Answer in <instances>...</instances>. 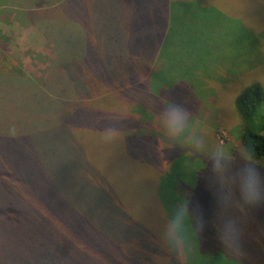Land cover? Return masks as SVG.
Instances as JSON below:
<instances>
[{
    "label": "rangeland",
    "instance_id": "374dc122",
    "mask_svg": "<svg viewBox=\"0 0 264 264\" xmlns=\"http://www.w3.org/2000/svg\"><path fill=\"white\" fill-rule=\"evenodd\" d=\"M143 1L147 0L141 1L139 15L144 16L138 15L133 23L139 20L143 23L140 37L143 42L137 51L142 59H149L145 33L146 24L153 18L145 11ZM170 26L156 68L151 72L149 65L143 67L137 62L132 65L136 78L144 75V93L116 92L113 99H108V109L104 108L100 114L90 112L71 120V128L77 131L73 134L76 136L74 147H81V138L82 149L94 160L101 164L110 161L114 180L126 186L127 191L123 193L126 205L138 214H148L149 199L144 197V200V194L134 193L127 187L130 181L127 174L131 170L141 168L150 180L159 178L164 199L170 197L169 192L176 186L178 194L187 200L188 209L197 214L196 205H199L206 224L203 233H206L212 223L234 219L238 214L247 217V212L244 215L247 208L242 209L235 196L231 202L221 201L209 167L211 154L219 147L228 149L234 158L239 156L241 120L235 108L238 94L254 83L264 90V0L179 1L172 6ZM0 35L8 41L13 61L28 75L43 81L48 78L46 66L55 50L43 37L41 28L9 15L5 22H0ZM141 97L144 122L160 139L158 145L145 148L150 162L143 160L139 168L137 163L131 165L126 159L130 150L122 148L118 141L112 142L110 137L117 131V110L134 105ZM170 99L182 101L191 112L189 133L195 136V142H177L160 132L156 113ZM258 118L264 123V102ZM48 129L51 133L52 128ZM4 140L0 139V167L4 170L0 212L3 216L11 213L16 225L9 229L8 225L0 226V248L3 249L0 260L12 256L13 262H28L40 244L46 243L68 249L77 264H132L127 260L116 263L111 244L95 243L100 241L97 227L95 230V225L87 221L92 218L86 215L84 199L69 191L70 187L79 185L72 181L75 179L71 175L51 177L34 154L41 150L32 138L16 134L15 139ZM175 145L180 151L177 150L176 159L171 164L162 163L164 157L174 154ZM256 164L264 169V163ZM167 165L170 166L167 173L160 177ZM82 252L91 258L81 262Z\"/></svg>",
    "mask_w": 264,
    "mask_h": 264
},
{
    "label": "trees",
    "instance_id": "16d2710c",
    "mask_svg": "<svg viewBox=\"0 0 264 264\" xmlns=\"http://www.w3.org/2000/svg\"><path fill=\"white\" fill-rule=\"evenodd\" d=\"M141 1L0 0L1 23L9 15H15L25 24L36 25L55 50L46 66L48 78L39 80L13 61L9 43L0 35V139L12 140L16 134L32 138L41 150L34 154L51 177L66 178L68 174L76 180H72L79 184L74 187L76 190L70 187L69 191L84 199L86 215L92 218L87 221L95 225V230L97 227L100 241L95 240V243L111 244L116 263L127 260L132 264H158V257L168 255L158 241L165 214L169 208L187 200L178 194L176 186L169 192L170 197L164 199L162 181L159 178L150 180L144 169L140 171L139 164L150 160L145 148L158 145L160 139L144 122L142 97L134 105L117 110V131L110 139L130 150L126 159L131 165L134 162L139 165L138 171L133 169L127 174L130 179L127 187L134 193L144 194V200L149 199L147 215L138 214L126 205L123 197L126 186L120 185L119 180L116 183L115 171L108 159L103 164L94 160L82 149L84 140L81 138V147H74L76 136L73 134L77 131L71 128L74 118L90 112L100 114L104 108L108 109V99H113L116 92L144 93V75L136 78L132 65L135 62L143 67L149 65L151 72L156 68L160 63L165 34L171 29L172 6L185 0L143 1L145 11L153 18L146 24L145 33L149 59H142L137 51L143 42L140 38L143 23L141 20L133 23L142 9ZM142 14L139 18L144 16ZM262 102L264 90L257 83L245 87L235 99L236 112L241 120L238 145L251 146L256 153V163H264V123L258 118ZM48 128H52L51 133ZM100 134L106 136L103 132ZM177 150L175 145L174 154H169L167 159L164 157L161 162L171 164L180 152ZM169 165L161 169L160 177L167 173ZM3 174L0 167V190H4ZM79 178L83 181H78ZM193 193L197 194V191ZM247 210L244 213L247 212L246 218L238 214L234 219L212 223L206 233L198 232L190 264H230L217 240L220 229L229 220L241 226L251 264H264V206ZM189 213L196 215L192 209ZM11 215L3 216L0 212V226L14 228L16 224ZM2 250L0 248V258ZM81 257V262L91 258L85 252ZM12 259V256L2 258L0 264H77L69 250H61L59 244L41 243L28 262H13ZM171 264H176L174 258Z\"/></svg>",
    "mask_w": 264,
    "mask_h": 264
},
{
    "label": "clouds",
    "instance_id": "9594fccd",
    "mask_svg": "<svg viewBox=\"0 0 264 264\" xmlns=\"http://www.w3.org/2000/svg\"><path fill=\"white\" fill-rule=\"evenodd\" d=\"M156 120L160 132L170 140L195 142V136L189 133L191 112L182 101L170 99L158 109ZM209 173L222 202H231L235 196L242 209L264 206V169L257 166L256 153L251 146H242L238 158H234L226 148H217L211 154ZM196 209L197 214L190 215L187 202H182L165 214L158 241L168 255L158 257V264H171L172 258L176 264H190L196 234L206 230L198 204ZM217 240L230 264H251L247 241L237 222L227 221Z\"/></svg>",
    "mask_w": 264,
    "mask_h": 264
}]
</instances>
